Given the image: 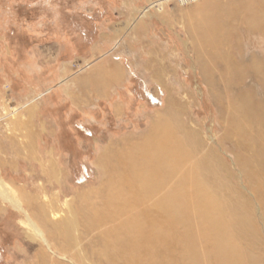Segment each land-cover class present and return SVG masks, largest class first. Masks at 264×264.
Wrapping results in <instances>:
<instances>
[{"label": "rangeland", "instance_id": "obj_1", "mask_svg": "<svg viewBox=\"0 0 264 264\" xmlns=\"http://www.w3.org/2000/svg\"><path fill=\"white\" fill-rule=\"evenodd\" d=\"M263 3L0 0V180L23 209L0 197V264H69L32 238L26 215L73 257L56 227L73 211L80 236L88 197L132 182L166 141L184 149L150 202L202 172L217 199L241 204L249 232L238 243L264 264V188L240 166L251 150L229 123L235 105L243 120L264 105ZM199 247L208 261L213 244ZM85 258L77 264H95Z\"/></svg>", "mask_w": 264, "mask_h": 264}, {"label": "bare ground", "instance_id": "obj_2", "mask_svg": "<svg viewBox=\"0 0 264 264\" xmlns=\"http://www.w3.org/2000/svg\"><path fill=\"white\" fill-rule=\"evenodd\" d=\"M260 17L256 14L247 18L252 30L258 31ZM259 67V63L255 64L257 71ZM232 110L230 130L232 134L247 137L245 144L251 150L249 155L241 159L240 166L251 172L252 179L249 178L254 182L252 185L260 190L264 188V105L250 112L251 114L247 112L248 118L245 121L242 117L239 118L244 106L237 104ZM157 145L156 150L146 153L143 167L138 169L139 173L134 175L135 178L132 177V182L107 184L108 195L100 203H90L94 200L88 197L90 202L87 201L89 205L86 206L89 212L80 215V236H74L75 229L78 230V222L73 211L68 223L56 227L62 240L71 248H77L76 255L73 253L76 257L65 254L64 248L59 249L58 254L53 251L44 232L26 215V224L32 231V238L44 242L54 255L69 264H77V260L84 262L85 257L95 264H257L248 259V252H245L248 250L244 251L245 247L243 249L238 243V237L245 236L248 231L247 213H241L238 201L227 205L228 200L222 199V202L217 199L210 190V184H202V172L200 175L191 174L190 178L183 176L180 186H174L175 189L172 187L171 192L156 200L151 199L150 202V197L163 185L161 176L165 172L169 174L179 159V153L184 149L169 141L164 145L168 149H162L161 143ZM165 164L166 168L161 169ZM206 169L211 170L208 164L200 171L206 173ZM0 197L14 208L23 210L21 202L10 194L2 180ZM115 221L112 228L102 230L103 225L109 226ZM93 232L95 234L87 245H82L80 240ZM78 238L80 240L77 241ZM202 239L213 244L208 261L199 247Z\"/></svg>", "mask_w": 264, "mask_h": 264}, {"label": "built area", "instance_id": "obj_3", "mask_svg": "<svg viewBox=\"0 0 264 264\" xmlns=\"http://www.w3.org/2000/svg\"><path fill=\"white\" fill-rule=\"evenodd\" d=\"M179 1H182V0H179ZM183 1H185V2H186L187 0H183ZM189 1H193V0H189Z\"/></svg>", "mask_w": 264, "mask_h": 264}, {"label": "crops", "instance_id": "obj_4", "mask_svg": "<svg viewBox=\"0 0 264 264\" xmlns=\"http://www.w3.org/2000/svg\"><path fill=\"white\" fill-rule=\"evenodd\" d=\"M203 2V1H202Z\"/></svg>", "mask_w": 264, "mask_h": 264}]
</instances>
